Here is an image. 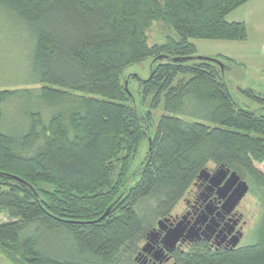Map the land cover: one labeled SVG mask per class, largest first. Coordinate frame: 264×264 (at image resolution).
Here are the masks:
<instances>
[{
	"label": "trees",
	"instance_id": "16d2710c",
	"mask_svg": "<svg viewBox=\"0 0 264 264\" xmlns=\"http://www.w3.org/2000/svg\"><path fill=\"white\" fill-rule=\"evenodd\" d=\"M248 2L0 0L29 33L32 51L27 85L0 89V212L8 218L0 223L1 258L136 264L155 218L170 213L209 164L235 171L264 201V174L255 167L264 165V92L238 87L257 108L240 106L225 77L233 60L215 57L221 69L196 59L191 42L245 41V23L227 16ZM157 24L171 35L148 44ZM147 59L148 78L123 74ZM131 79L148 110L133 104ZM205 259L264 264V216L254 244Z\"/></svg>",
	"mask_w": 264,
	"mask_h": 264
},
{
	"label": "rangeland",
	"instance_id": "374dc122",
	"mask_svg": "<svg viewBox=\"0 0 264 264\" xmlns=\"http://www.w3.org/2000/svg\"><path fill=\"white\" fill-rule=\"evenodd\" d=\"M247 13V15H246ZM230 17L237 16L241 21L244 19L248 25V37L244 42L209 40V39H191L195 45L197 55L215 58L218 53L228 52L235 55L238 60L234 63H227L229 68L225 72V77L229 89L242 107L250 109L257 108L256 104L244 95L238 93V87L252 88L258 92H264V58L261 49L264 46V0H249L247 5L240 7L231 13ZM249 19V22H248ZM246 25V24H245ZM155 25L148 31V44L164 41L167 31ZM247 28V27H246ZM29 33L23 28H16L4 12L0 10V89H14L27 85L31 72V47L29 46ZM230 44H236L234 48H229ZM243 57H241V56ZM151 59L134 63L124 70V75L138 74L142 79L150 75ZM129 89L133 93V104L139 111L148 110L149 107L142 106L141 86L136 79H131ZM154 122L158 121L163 113L162 108L152 111ZM154 129H151V134ZM148 149L147 140H143L133 168H139L140 163L146 156ZM255 167L264 174V165L255 164ZM207 168H216L209 164ZM249 189L243 199L239 202V210L243 213V220L248 223L245 227V237L242 244L252 245L257 240L258 230L261 228L264 216V201L260 191L254 188L248 180H245ZM182 203L176 205V210L180 209ZM157 218H155L156 220ZM5 214L0 212V223L7 221ZM134 256L132 259H134ZM0 264H11L0 257Z\"/></svg>",
	"mask_w": 264,
	"mask_h": 264
},
{
	"label": "flooded vegetation",
	"instance_id": "af4514ba",
	"mask_svg": "<svg viewBox=\"0 0 264 264\" xmlns=\"http://www.w3.org/2000/svg\"><path fill=\"white\" fill-rule=\"evenodd\" d=\"M207 169L210 173L215 170ZM209 186L208 179H197L193 188L181 199L180 209L176 210L175 206L170 213L153 221L146 237L137 246L136 264H192L191 256L193 259L200 258L201 264H206L205 258L209 256L234 252L247 246L242 242L248 221L243 220L239 203L229 211L223 205L233 188L220 190ZM179 224L177 242L172 245L166 243L164 237L167 232ZM190 229H194L196 235H191ZM234 240L236 244L233 246Z\"/></svg>",
	"mask_w": 264,
	"mask_h": 264
},
{
	"label": "water",
	"instance_id": "95a60500",
	"mask_svg": "<svg viewBox=\"0 0 264 264\" xmlns=\"http://www.w3.org/2000/svg\"><path fill=\"white\" fill-rule=\"evenodd\" d=\"M192 57H187L186 59H191ZM196 59H202L206 61H211L217 63L221 69H225V65L219 61L218 59L207 57V56H201L196 55ZM229 68H226L228 70ZM127 85V82H125V87ZM204 177L205 179L209 180L210 188L211 187H218L223 181L222 185L218 187L220 190H230L233 188L232 193L228 196L226 201L224 202V207H227V211L235 207L239 201L245 196L247 193L249 186L247 182L239 177V175L235 171H231L229 168L225 167H217L213 173H210L209 170L202 169L201 172L198 175V179H201ZM19 181L26 182L21 178L14 177ZM27 184V183H26ZM111 206H109L105 212L96 220L100 221L106 217L108 212L110 211ZM191 235H196V231L194 229H190ZM180 236V224L176 227L170 229L167 234L165 235L164 239L166 243L169 244H175ZM236 244V240L233 241V246Z\"/></svg>",
	"mask_w": 264,
	"mask_h": 264
},
{
	"label": "crops",
	"instance_id": "0c3cea01",
	"mask_svg": "<svg viewBox=\"0 0 264 264\" xmlns=\"http://www.w3.org/2000/svg\"><path fill=\"white\" fill-rule=\"evenodd\" d=\"M245 5H247V4H245ZM244 5V6H245ZM243 7V6H242ZM239 9V8H238ZM237 10V9H236ZM235 10V11H236ZM235 11H233L232 13H235ZM230 15H232L231 13L227 16V20L228 21H241L240 19H238V17L237 16H235V17H230ZM246 15H247V13H246ZM241 22H244L245 23V21H244V19L241 21ZM248 22H249V19H248ZM246 27H247V32H248V25L247 24H249V23H247V21H246ZM248 37V36H247ZM247 40V39H246ZM232 43H234L235 41H231ZM244 42V41H243ZM236 43V42H235ZM236 44H230V46H227V47H229V48H234V47H236L235 46ZM223 56V57H226V58H229V59H231V60H233V62H235L236 60H238L237 59V57H235V55H233V54H230V53H228V52H225V53H218V56ZM241 56V55H240ZM241 57H243V56H241Z\"/></svg>",
	"mask_w": 264,
	"mask_h": 264
},
{
	"label": "built area",
	"instance_id": "2783aa9c",
	"mask_svg": "<svg viewBox=\"0 0 264 264\" xmlns=\"http://www.w3.org/2000/svg\"><path fill=\"white\" fill-rule=\"evenodd\" d=\"M261 54L263 55V58H264V46L261 49Z\"/></svg>",
	"mask_w": 264,
	"mask_h": 264
}]
</instances>
